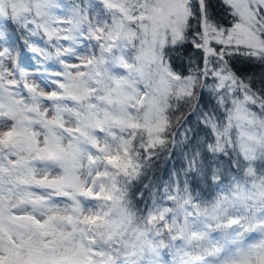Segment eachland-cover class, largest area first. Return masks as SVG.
Instances as JSON below:
<instances>
[{"label":"snow or ice","instance_id":"6c2138e0","mask_svg":"<svg viewBox=\"0 0 264 264\" xmlns=\"http://www.w3.org/2000/svg\"><path fill=\"white\" fill-rule=\"evenodd\" d=\"M218 2L227 24L210 0H0V264H264V71L232 64L264 68V0ZM176 146L136 224L132 185Z\"/></svg>","mask_w":264,"mask_h":264},{"label":"trees","instance_id":"16d2710c","mask_svg":"<svg viewBox=\"0 0 264 264\" xmlns=\"http://www.w3.org/2000/svg\"><path fill=\"white\" fill-rule=\"evenodd\" d=\"M93 2H95L93 0ZM59 3L63 5H70L73 3V0H59ZM210 10L213 12L214 16L217 19L222 20L225 24H227V20L224 18L225 13L223 10V6L218 2V0H210ZM17 36L20 35L19 32L16 33ZM98 54V51H97ZM193 55L195 56V50L192 48L191 44L186 45L183 50L182 54H172V64L176 71L183 72L184 74L188 73V56ZM233 67L239 72L240 74H251L253 72L256 73L258 76L261 71H264L259 65L256 64H246L240 62L238 60L232 61ZM211 83V80H209ZM141 87H143L141 85ZM215 105V100L209 95L207 91L204 92V99L201 101V108L205 111H211L213 106ZM187 111V110H185ZM218 115L221 120L224 119V113L221 110L218 112ZM191 127L192 130L196 133V135L201 139H211V134L209 130L204 126L203 123L197 125L196 117H191L190 122L184 125V128ZM183 132V129L180 130ZM189 137L192 136V132L188 133ZM179 139H183L182 136ZM191 147H182L176 146L171 147L168 152H161L157 158H154L152 162V166L146 170V175L141 177V180L135 182L132 185L131 192H130V200L131 204L130 207L133 212L137 215L136 224H141L143 216L147 212V207L151 206L153 201V193L159 189L161 194L163 193L164 185L171 180H174L173 174L176 172L182 173V165L186 166L187 161L185 160V155H191ZM257 175L261 172H264V165L260 162L256 163ZM235 173L238 178L243 183L247 180V184L249 183V178L244 176L243 171L236 172L235 169L232 170V173L229 174L231 176ZM181 181H183V175L181 174ZM229 178H225L223 180L224 189L221 191L220 189H210L205 186L201 188H194L193 195H199L203 200L212 202L213 198L216 195H229L231 191L228 189ZM146 185H151V190L146 188ZM141 194H143V199H141ZM156 199H160V197H156ZM163 202V201H162ZM167 203V202H166ZM161 258L165 261V264H172L173 256L170 254L167 248L161 250Z\"/></svg>","mask_w":264,"mask_h":264},{"label":"rangeland","instance_id":"374dc122","mask_svg":"<svg viewBox=\"0 0 264 264\" xmlns=\"http://www.w3.org/2000/svg\"><path fill=\"white\" fill-rule=\"evenodd\" d=\"M95 1V0H94ZM249 183L247 184V188L248 189H251V183H252V180H251V178H249ZM221 195H223L222 193H220ZM231 195V193L229 194V196ZM217 197V195L213 198V200L215 199ZM259 237H258V235L257 234H255V233H253V234H250V235H248L247 236V238H246V240H247V242H252V241H255V240H257Z\"/></svg>","mask_w":264,"mask_h":264}]
</instances>
